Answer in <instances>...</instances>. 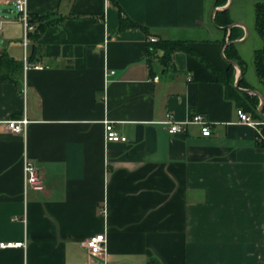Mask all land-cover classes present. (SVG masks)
<instances>
[{"label":"crops","instance_id":"obj_1","mask_svg":"<svg viewBox=\"0 0 264 264\" xmlns=\"http://www.w3.org/2000/svg\"><path fill=\"white\" fill-rule=\"evenodd\" d=\"M115 1L28 0L44 29L25 44L15 0H0V57L22 64L0 78V243L26 244L0 246V264H101L82 244L103 232L109 264H264V143L230 96L258 98L261 112L264 0ZM123 15L147 30L122 27ZM232 31L243 66L225 54ZM150 37L185 41L224 78L233 66L231 86L185 49L165 64ZM169 112L206 115L212 134L195 123L170 133ZM23 117L24 133L7 129ZM106 120L128 140L107 142ZM26 154L42 190L25 189Z\"/></svg>","mask_w":264,"mask_h":264},{"label":"built area","instance_id":"obj_2","mask_svg":"<svg viewBox=\"0 0 264 264\" xmlns=\"http://www.w3.org/2000/svg\"><path fill=\"white\" fill-rule=\"evenodd\" d=\"M16 11L19 14L21 21L25 26V44L28 40V33L30 30L34 29V25L30 22V14L28 11V0H15ZM2 29V23L0 22V30ZM157 38L150 37V41L155 42ZM31 66L28 62H25L24 68L27 69ZM39 68L41 66L35 65ZM114 73V71H112ZM239 121L246 123L254 127L258 134V139L264 143V116L253 117L250 113L239 108L237 110ZM165 123L169 125L170 133H177L184 130L186 124L195 123L201 126V132L203 135L209 136L212 134L211 121L206 115L202 113H197L192 115L186 120H177L171 112L167 113V119L164 120ZM28 119L23 117L21 119H10L6 121L7 129L14 133H24L27 129ZM105 139L107 142H126L128 138L125 135L120 134L114 127L112 121L106 120L105 122ZM23 170H24V186L25 189L33 188L36 190L44 189V176L41 167L36 163V161L30 158L27 154L24 156L23 160ZM24 241L18 242H1L0 246L6 247H17L25 246ZM84 248L87 250L88 254L92 258H96L101 264H109L107 255V235L105 232L97 233L86 239L83 244Z\"/></svg>","mask_w":264,"mask_h":264},{"label":"trees","instance_id":"obj_3","mask_svg":"<svg viewBox=\"0 0 264 264\" xmlns=\"http://www.w3.org/2000/svg\"><path fill=\"white\" fill-rule=\"evenodd\" d=\"M225 1L226 0H218V3H219L218 5L224 4ZM115 3L117 2L115 1ZM117 5L119 4L117 3ZM37 19L38 18L36 16L30 17V22L34 25V30L33 32H30L29 35L34 40L37 39L41 35L44 29V24L40 23L38 26H35L36 25L35 22L37 21ZM215 22L219 25H224V26L230 25L232 23V19L229 15L228 9L217 11L216 16H215ZM121 24H122V27L139 26V27L146 29L144 25L136 22L135 20L129 18L126 15L122 16ZM256 28L259 34L264 38V2H258L256 4ZM233 39H235V34L232 31L230 34L229 40L233 41ZM232 41L227 44L225 48V54L229 59L235 60L241 66H243L242 61L240 60V54L238 52L236 42H232ZM178 49H185L187 51H190L198 55L199 58L209 67H211V69L218 75V77L226 83V85L231 86V83L233 81V69H234L233 66H230V72H231L229 73L230 79L224 78L221 72L218 69H216L210 63L209 60H207L204 56H202L200 53H198L194 49L188 47L185 41L159 38L155 42L150 43L148 46L149 53L152 55L157 54L159 50L163 51V55L161 56V58L165 64H167L170 61L171 54L175 50H178ZM36 51H37V45L35 44L33 47V52L30 56V61L34 60ZM255 64H256L260 77L263 79L264 78V47L257 49L255 51ZM21 68H22V64L16 61L15 59L9 58L5 55L3 57H0V78L10 79L12 78L13 73L20 71ZM2 71H4L5 73L4 74L1 73ZM243 82H244L243 79H241V83ZM230 96L234 97L237 101H241L242 106H244L246 110L251 111L254 114V116L256 117L264 116V106H263L262 112H259L257 110V106H256L257 102L254 101L256 97L251 96L247 93H232L230 94ZM256 99L258 100V98Z\"/></svg>","mask_w":264,"mask_h":264},{"label":"water","instance_id":"obj_4","mask_svg":"<svg viewBox=\"0 0 264 264\" xmlns=\"http://www.w3.org/2000/svg\"><path fill=\"white\" fill-rule=\"evenodd\" d=\"M222 9L224 10V8H221V9H220V8H217L216 11H219V10H222ZM227 27H230V26H227ZM231 41H232V40H231ZM231 41H229V42H231ZM229 42H228V43H229ZM2 44H3V40H2V38L0 37V46H1ZM232 63L235 64V66H237V68H240V66H239V64H238L237 62L232 61ZM240 69H241V68H240ZM239 82H240V81L238 80V81H237V84H238ZM246 91H247V92H250V93H251V92H256L254 89H246ZM256 93H258V92H256ZM263 103H264V99L262 98V104H261V106H260V108H259V110H260L261 112H262V110H263V105H264Z\"/></svg>","mask_w":264,"mask_h":264},{"label":"rangeland","instance_id":"obj_5","mask_svg":"<svg viewBox=\"0 0 264 264\" xmlns=\"http://www.w3.org/2000/svg\"><path fill=\"white\" fill-rule=\"evenodd\" d=\"M1 49V48H0Z\"/></svg>","mask_w":264,"mask_h":264}]
</instances>
